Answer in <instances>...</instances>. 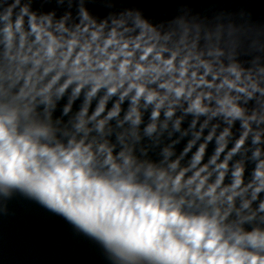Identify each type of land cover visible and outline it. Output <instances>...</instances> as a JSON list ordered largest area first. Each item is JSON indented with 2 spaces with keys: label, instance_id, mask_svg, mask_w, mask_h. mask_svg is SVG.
<instances>
[{
  "label": "clouds",
  "instance_id": "1",
  "mask_svg": "<svg viewBox=\"0 0 264 264\" xmlns=\"http://www.w3.org/2000/svg\"><path fill=\"white\" fill-rule=\"evenodd\" d=\"M143 2L0 0V218L98 264H264V0Z\"/></svg>",
  "mask_w": 264,
  "mask_h": 264
}]
</instances>
